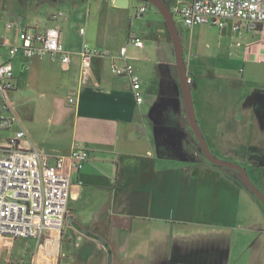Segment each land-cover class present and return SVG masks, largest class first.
<instances>
[{"label": "crops", "instance_id": "crops-1", "mask_svg": "<svg viewBox=\"0 0 264 264\" xmlns=\"http://www.w3.org/2000/svg\"><path fill=\"white\" fill-rule=\"evenodd\" d=\"M135 1L138 8L148 4V10L135 16L130 6H116L114 0H9L2 6L0 65L9 62L17 82L7 97L37 93L53 102L52 118L58 121L59 131L51 137H35L25 129V144L54 155L68 154L79 143L90 153L73 172L63 231L48 232L40 244L33 238L0 237V251L1 243L13 242L14 258L5 256V264H199L193 260L202 259V244L225 237L232 259L233 233L228 229L237 228L231 222L240 220L232 196L242 188L226 169L197 156L164 16L147 0ZM178 1L191 0H165L169 8ZM209 26L219 28L209 43L222 54V63L209 75L211 81L198 82L190 69L188 73L196 114L209 118L208 133L219 146L216 126L222 117L250 110L264 126V89H251L241 99L250 82L246 74L252 76L264 62V26L249 30L235 19L226 20L224 27ZM51 27L60 30L72 52L67 68L49 56H11L20 30ZM132 36L144 46L128 44ZM85 44L108 54L93 57L92 73L83 83L80 51ZM126 45L127 61L140 77L137 87L128 76L113 72L115 64L123 63L120 50ZM179 130L196 158L174 152ZM8 137H0V143ZM255 260L253 256L250 263Z\"/></svg>", "mask_w": 264, "mask_h": 264}, {"label": "built area", "instance_id": "built-area-1", "mask_svg": "<svg viewBox=\"0 0 264 264\" xmlns=\"http://www.w3.org/2000/svg\"><path fill=\"white\" fill-rule=\"evenodd\" d=\"M147 10L148 4H144L138 8V14L142 15ZM174 10L180 15L182 24L188 28L197 24L224 27L228 19L238 20L247 29L254 31L264 26V0L178 1ZM52 17L57 18L58 14ZM11 26L8 24V27ZM17 37V43L10 47L12 57L49 56L58 58L66 68L70 65L72 52L62 42L58 28L20 30ZM1 39L0 36V43ZM128 44L142 47L144 41L132 36ZM101 53L108 54L88 44L81 49L83 83L92 73L93 57ZM119 59L123 63L115 64L113 72L119 76H128L137 87L140 77L127 61V45L121 48ZM16 88L11 64H1L0 94L3 103L0 102V131L10 130L14 126H18V129L0 143V237L33 238L40 244L48 232L63 231L70 212L73 172L82 168L90 153L79 143L74 144L68 154L54 155L33 144L26 145L27 132L15 111L14 102L7 97ZM135 94L137 101L142 102V93L136 91ZM70 100L74 102L73 98Z\"/></svg>", "mask_w": 264, "mask_h": 264}, {"label": "rangeland", "instance_id": "rangeland-1", "mask_svg": "<svg viewBox=\"0 0 264 264\" xmlns=\"http://www.w3.org/2000/svg\"><path fill=\"white\" fill-rule=\"evenodd\" d=\"M9 0H0V14L2 13V6L4 3L8 4ZM139 1L132 0L130 9L134 10L136 16L138 11ZM142 3V2H141ZM170 9L173 13L174 20L180 30L182 37L185 59L187 67L190 69L198 82L211 81L212 77L209 75H215L216 67L222 62V54H217L216 47L210 46L212 40H215L216 34L219 30L218 27L209 26V24L195 25L194 30L192 28L185 27L182 24L180 15L174 10V4L170 2ZM152 10L157 11L155 7H151ZM158 12V11H157ZM136 21V20H135ZM2 24H6V18H3ZM145 24V28L152 29ZM193 31V32H192ZM176 58V56L174 57ZM257 72L250 76L247 73V79L250 82L244 84L246 89L243 90L241 99L252 89L262 88L264 89V62L256 65ZM241 77V73L239 72ZM214 78V77H213ZM32 96L25 98L19 94H13L14 97L10 99L15 102V110L21 119L22 125L30 135L42 137L54 135L59 131L58 121L53 117V102L46 100V98L32 92ZM240 99V100H241ZM3 101L0 96V102ZM3 103V102H2ZM243 115H236L232 117H222L219 119L221 123L216 126V135L221 140V145L216 146L213 143L212 138L209 135L208 119L202 117L197 112L199 123L205 131V136L208 140L211 150L214 154L223 160L237 162L247 167L250 174L254 175L257 171L251 168V161L247 157L258 155L257 152L264 149V126L260 124V119L250 111H242ZM226 122L224 123V121ZM16 129L12 128V131L4 130L1 132L0 137L12 136ZM195 139V135H193ZM198 154L203 159L205 156L201 153ZM247 159V160H245ZM207 160V159H206ZM228 173L234 174L235 171L226 167H222ZM253 169V171H252ZM236 177V176H234ZM254 177V176H253ZM211 178V177H210ZM260 185L264 188V169L258 174ZM242 188V193L238 196L234 194L232 198L234 203L239 207V223L234 224L238 226L235 229H228L233 233V255L231 259L232 264H248V261L244 258L243 253L251 248L253 243L258 239L257 236L264 233V207L261 201L241 183H236ZM212 200H215V198ZM221 203L226 205L225 200H221ZM224 223L226 220H222ZM252 222V223H251ZM262 229V230H261ZM262 232V233H260ZM263 235L260 236V239ZM255 237V238H254ZM4 237H1V239ZM13 242L8 240L6 244L1 243L0 251V264H5V256L9 259L14 258ZM264 245V244H263Z\"/></svg>", "mask_w": 264, "mask_h": 264}, {"label": "water", "instance_id": "water-1", "mask_svg": "<svg viewBox=\"0 0 264 264\" xmlns=\"http://www.w3.org/2000/svg\"><path fill=\"white\" fill-rule=\"evenodd\" d=\"M147 1L153 4L155 7H157L159 11L162 13L166 21L167 27L169 29V32L171 34L173 45L175 48V53H176V65L179 72V80L182 88L183 99L185 103L188 121L200 144V147L202 149L205 158L216 166H222L237 170L239 172L242 183L258 197V199L261 201L264 207V192L254 183L247 168L237 162L220 159L211 150L208 140L205 136V133L199 123L196 114L195 101H194L192 86L189 80L187 62L185 59L184 45L180 34V30L174 20L173 13L171 12L165 0H147ZM114 4L119 7H129L131 4V0H114ZM111 262H112V256H109V263Z\"/></svg>", "mask_w": 264, "mask_h": 264}, {"label": "flooded vegetation", "instance_id": "flooded-vegetation-1", "mask_svg": "<svg viewBox=\"0 0 264 264\" xmlns=\"http://www.w3.org/2000/svg\"><path fill=\"white\" fill-rule=\"evenodd\" d=\"M262 104H263L262 105L263 106L262 112L264 113V101ZM178 133H179L178 135L181 137V139H179V143L176 145V148L173 149L174 152L178 155L188 156L190 158H196L197 156H200L199 154L197 156L194 155L195 153H194L191 145L186 143V141H185L186 139L184 138L185 132L182 130H179ZM257 154L258 155H254L252 157H247L248 160H250L252 163L251 168H253L257 171V173L254 172L255 173L254 175H252L250 173L249 174H250L252 180L254 181V183L264 192V188L260 185V181L258 178V174L260 172H262V170L264 169V149L262 148L260 150V152H257ZM245 160H247V159H245ZM229 169H232V168H229ZM253 169H252V171H253ZM232 170H234L235 173L234 174L229 173V174L232 176L235 183H241L242 185H244L241 181L239 172L235 169H232ZM234 176H236V177H234ZM260 233H262V232H260ZM261 235H263V236L260 239ZM257 238L258 239L253 243L251 248H249L248 250H246L243 253V255L245 254L244 258L248 261V264H264L261 262L264 259V245H263L264 244V233L257 236ZM229 244H230V241H229V238H227V237L219 238L216 240L209 239L208 241L204 242L202 244V246L199 248L200 249L199 253H202V255H203L202 259H200V262H198V260H196V259H194L193 262L199 263V264H232L230 261L231 258H230V254H229V251H230ZM194 250H196V249H194ZM253 256H255L256 260L253 263H250V260Z\"/></svg>", "mask_w": 264, "mask_h": 264}, {"label": "trees", "instance_id": "trees-1", "mask_svg": "<svg viewBox=\"0 0 264 264\" xmlns=\"http://www.w3.org/2000/svg\"><path fill=\"white\" fill-rule=\"evenodd\" d=\"M191 132H192V130H191ZM192 134H193V133H192ZM193 135H194V134H193ZM193 140H194V142L196 143L197 148L200 149V150H201V153L203 154L202 149H201V147H200V144H199L197 138L195 137V139H193ZM205 160H206V159H205ZM246 188H247V187H246Z\"/></svg>", "mask_w": 264, "mask_h": 264}]
</instances>
